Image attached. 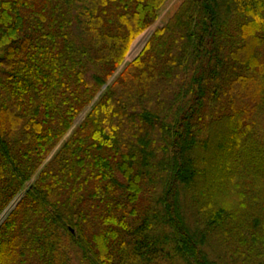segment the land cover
I'll return each instance as SVG.
<instances>
[{"label":"trees","instance_id":"16d2710c","mask_svg":"<svg viewBox=\"0 0 264 264\" xmlns=\"http://www.w3.org/2000/svg\"><path fill=\"white\" fill-rule=\"evenodd\" d=\"M166 1L0 0V264H264V0H184L110 82Z\"/></svg>","mask_w":264,"mask_h":264},{"label":"rangeland","instance_id":"374dc122","mask_svg":"<svg viewBox=\"0 0 264 264\" xmlns=\"http://www.w3.org/2000/svg\"><path fill=\"white\" fill-rule=\"evenodd\" d=\"M184 0H167L162 9L160 10V14L158 17V20L155 22L154 25H152L150 28H148L146 31H144L142 34H140L132 43L130 51L125 59V62L120 66L116 74L112 77L110 82H112L115 77L122 71L123 67L128 63L133 61L139 53L142 51V49L145 47L147 41L149 40L151 34L155 31L156 28L164 26L168 20L172 17V15L176 12L180 4ZM88 109L83 111L80 116L76 119L73 128L71 129L70 133L74 130L78 124H80L83 119L85 118L87 114ZM69 134L64 138L67 139L69 137ZM28 188V187H27ZM26 188V189H27ZM25 190L20 192L18 196L11 202V204L7 207V209L2 213L0 216V224L3 222V220L8 216V214L11 212V210L16 206L20 198L25 193Z\"/></svg>","mask_w":264,"mask_h":264}]
</instances>
